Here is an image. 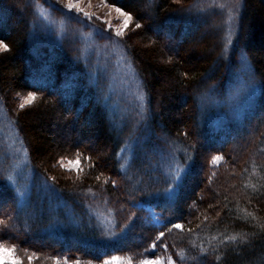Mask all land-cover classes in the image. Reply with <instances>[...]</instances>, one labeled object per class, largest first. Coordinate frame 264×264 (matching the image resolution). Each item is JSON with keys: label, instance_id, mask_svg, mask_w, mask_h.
<instances>
[{"label": "trees", "instance_id": "16d2710c", "mask_svg": "<svg viewBox=\"0 0 264 264\" xmlns=\"http://www.w3.org/2000/svg\"><path fill=\"white\" fill-rule=\"evenodd\" d=\"M105 1L141 25L123 42L144 82L152 116L150 138L137 149L125 170L120 152L128 133L119 131L111 120L97 84L73 59L74 50L67 41L59 49L46 41L37 46L43 35L36 26V11L44 0H0V41L8 46L0 55V91L38 97L34 106L13 118L33 168L38 177L53 184L52 199L58 200L50 202L51 195L43 200L35 192L28 205L21 207L14 190L0 180V219L5 221L0 224V244L59 262L99 264L113 256H127L135 260L165 257L176 264H264V152L262 160L247 157L261 147L264 138L259 127L263 123L248 128L245 133L249 136L243 133L235 137L197 121L203 95L220 93L229 82L225 78L231 60L218 62L214 35L209 31L216 20L190 11L198 0ZM147 6L150 16L144 12ZM235 42L233 53L237 49L245 53L261 81L258 107L264 113V0H243ZM8 71L12 78L8 79ZM210 73L213 77L204 85L202 79ZM201 82L204 86L198 90ZM165 92L167 97L161 95V102L176 103L177 118L165 113L163 106L159 112L169 118L155 112L157 94ZM8 94H3L7 106ZM57 115L64 127L73 129L75 142L53 152V146L40 142L33 118L46 125ZM260 117L259 113L256 118ZM160 134L194 158L178 192L168 200L161 196L152 200L146 193L153 179L146 170L144 151L154 150V156L164 152L163 144L158 148L154 139ZM73 154L89 157L94 167L81 182L82 188H63L41 170ZM214 156H223L225 164L211 168ZM133 184L141 186L135 189ZM68 195L77 196L81 203L69 202ZM80 196L106 199L117 226L125 224L127 235L113 243L104 242L100 227L88 219L86 201ZM40 202H45L44 208ZM142 203L163 213L160 227L149 222L147 205L142 207ZM173 224L183 228H172ZM233 236L235 240L230 239Z\"/></svg>", "mask_w": 264, "mask_h": 264}, {"label": "rangeland", "instance_id": "374dc122", "mask_svg": "<svg viewBox=\"0 0 264 264\" xmlns=\"http://www.w3.org/2000/svg\"><path fill=\"white\" fill-rule=\"evenodd\" d=\"M69 4L73 5L71 11L68 8ZM148 8L147 6L144 12L150 16ZM116 9L105 0H44V4H39L36 11V26L43 35L41 43H38L37 46L45 45L46 41L52 43L53 49H59L67 41L68 47L74 50L73 59L83 65L82 68L84 67L92 81L97 84L111 120L115 121L114 124L119 131L125 130L128 133V139L120 152L122 167L125 170L132 164L137 149L150 138L152 116L144 82L123 42L126 36L135 29L134 19L130 15L132 19L129 21L128 27L123 28L125 16L117 12ZM242 10L243 0H198L190 9L199 16L209 15L216 20V26H210L209 31L214 35L213 45L216 44L214 50L218 52V62L227 58L231 60L230 68L226 69L225 79L229 80L226 90L223 88L220 93L210 94L211 92H208L203 95L199 104L200 110L197 121L199 125H208L217 129L218 132H230L229 134L235 137H239L246 130H250L248 128L255 129L258 123L259 125L263 123L259 127L263 139L264 113L258 107L262 94L261 81L246 54L239 49L233 53L236 48L235 40L240 28ZM85 13L91 19H88ZM217 23L219 24L217 25ZM117 28L123 32L122 36L115 35ZM246 31L248 33V27ZM6 51L0 50V55ZM12 75L13 73L8 71V79L12 78ZM212 77V73L207 74L202 79L204 85ZM164 80L167 84L168 81ZM202 82L197 88L198 90L204 86ZM167 86L170 87L168 84ZM8 92V89L4 92L0 91V180L5 181L14 190L21 207L28 205L35 192L40 194L39 196L43 200L51 195L50 202L54 203L58 200L57 198L52 199L53 195L50 189H54L53 184L49 180L46 181L38 177L31 164L25 139L13 118L15 113L34 106L38 97L34 95L36 99L32 104L25 105L23 109H20L19 104L23 103L29 94H16L12 90L11 93L8 94ZM3 94L9 95L10 103H7L8 106L5 104ZM161 95L167 97L166 92L157 94L156 103L158 107L155 112H158L159 117L169 118L167 114L163 115L159 112L158 108L163 106L165 113L166 111L167 113L171 112V116L177 118L176 103L164 105L161 102ZM259 113L261 119L256 118ZM33 120L37 128L36 135L41 138L40 142L43 141L42 143L45 142L48 146H53V152L57 151L61 145L75 142L72 139L73 129L64 127L60 115L53 116L52 121L46 125L37 118H33ZM225 133L223 134L225 135ZM249 134L245 133L246 136ZM154 139L158 141L156 144L158 148L163 144L164 152H161L162 154L158 152V156L157 154L154 156V150L152 152L144 151L147 163L146 170L153 179L150 185L152 188L147 189L148 192L146 191V193L152 195V200L159 196L166 200L172 199L190 171L194 158L179 144L170 141L169 137L160 134V136L156 135ZM165 149H167V153H165ZM263 152L264 139L261 147L247 153V157L250 156L254 161L262 160ZM214 157L210 163L211 168L218 169L225 164L226 160L223 156H221L220 161L214 164ZM91 162V159L84 154L66 155L60 157L55 166L41 170L50 177L49 179L53 183L63 188H71L72 186L82 188L83 179L93 172L94 167ZM176 176H179L178 180L175 179ZM140 186L141 184L137 185V187ZM154 186H158V188L154 189ZM132 187L138 189L134 184ZM213 192L215 194L217 191L214 190ZM99 193L102 192L99 191L98 195ZM67 197L69 202L74 199V202L81 203L77 196L68 195ZM98 198L99 201L93 197L92 199L83 198L86 201V207H88V219L100 227L104 242L113 243L127 235L126 226L125 224H123L124 227L117 226L114 213L110 210L106 199L104 198L105 201H103L102 196ZM65 201L67 202L66 198ZM65 201L62 200L61 202L65 203ZM44 203L40 202L43 208L45 207ZM140 205L142 207L147 205L146 211L150 223L157 227L163 224V213L158 211L156 206L143 203ZM0 245H3L5 249V251L0 252V264H13L14 260L20 261V264H97L84 261L59 262L58 260H48L35 254L18 251L10 245ZM29 256L32 257L31 260H29ZM262 258L259 259L262 260ZM105 262L107 264H176L172 259L165 257L135 260L133 257L113 256L99 264H105Z\"/></svg>", "mask_w": 264, "mask_h": 264}, {"label": "snow or ice", "instance_id": "6c2138e0", "mask_svg": "<svg viewBox=\"0 0 264 264\" xmlns=\"http://www.w3.org/2000/svg\"><path fill=\"white\" fill-rule=\"evenodd\" d=\"M177 2H180V0H177ZM68 8H69V11H71L72 8H73V5H72V4H69V5H68ZM116 11H117V12H120L121 15L125 16V20L123 21V28L126 29V28L128 27L129 21H131L132 17H131L130 15H128L126 12L121 11V9H119V8H117ZM85 15L88 16L87 13H85ZM88 19H91V17L88 16ZM98 19H99V18H98ZM103 22H104V23H108L107 21H103ZM135 27H136V28H139V27H141V25L137 23V24L135 25ZM109 28H111V25H109ZM115 35H116V36H122V35H123V32L120 30V28H117V29L115 30ZM7 49H8L7 44H5L3 41H0V50H5V51H6ZM35 99H36V97H35L34 95L29 94V95L26 97V99H24L23 103H20V104H19L20 109H23V108L25 107V105H30V104H32V102H33ZM221 159H222L221 156H216V157H214V159H213V163L215 164L217 161H220ZM77 162H78V161H77ZM97 179H99V177H97ZM175 179L178 180V179H179V176H176ZM4 223H5V221H4L3 219H0V224H4ZM172 228L182 229L183 226L180 225V224H173V225H172ZM171 230H172V229L170 228L169 231H171ZM163 236H164V233H163V231H161V232H160V237H163ZM230 239L235 240L236 237L233 236V237H231ZM151 247H152L153 249H155V248H156V244L153 243V244L151 245ZM163 247L166 249L167 246L164 245ZM3 251H5L3 245H0V252H3ZM31 259H32V257L29 256V260H31ZM13 264H20V261H18V260H14V261H13ZM105 264H107V262H105Z\"/></svg>", "mask_w": 264, "mask_h": 264}]
</instances>
